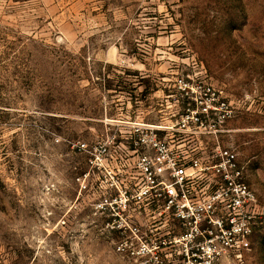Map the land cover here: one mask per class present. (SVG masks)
Wrapping results in <instances>:
<instances>
[{
	"label": "rangeland",
	"instance_id": "obj_1",
	"mask_svg": "<svg viewBox=\"0 0 264 264\" xmlns=\"http://www.w3.org/2000/svg\"><path fill=\"white\" fill-rule=\"evenodd\" d=\"M182 80L232 109L223 144L258 199L249 250L216 264H264V0H0V264H134L79 147L172 126Z\"/></svg>",
	"mask_w": 264,
	"mask_h": 264
},
{
	"label": "built area",
	"instance_id": "obj_2",
	"mask_svg": "<svg viewBox=\"0 0 264 264\" xmlns=\"http://www.w3.org/2000/svg\"><path fill=\"white\" fill-rule=\"evenodd\" d=\"M177 88L192 96L171 115L172 126L137 124L128 147L110 139L79 147L99 175L96 209L122 235L117 253L134 264L167 263L169 245L182 244L178 256L185 264H216L250 248L258 199L248 165L222 139L234 113L226 103L208 99L211 89L204 99L195 98L198 91L183 80ZM161 221L181 233L173 241L171 231L160 236Z\"/></svg>",
	"mask_w": 264,
	"mask_h": 264
}]
</instances>
